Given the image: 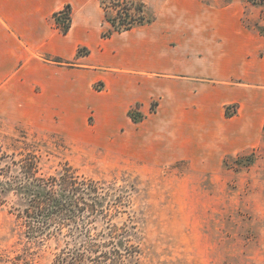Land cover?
Returning a JSON list of instances; mask_svg holds the SVG:
<instances>
[{
  "label": "rangeland",
  "instance_id": "rangeland-1",
  "mask_svg": "<svg viewBox=\"0 0 264 264\" xmlns=\"http://www.w3.org/2000/svg\"><path fill=\"white\" fill-rule=\"evenodd\" d=\"M127 1L139 10L135 16L140 23L132 29L137 30L170 11L172 4L182 11L186 5L192 7V1L214 7L224 0ZM237 2L244 10L245 26L264 35V0ZM93 4L90 15L98 11ZM97 4L103 17L91 22V28L102 32L104 42L132 31H116L107 21L117 14L113 3ZM69 6L56 13L72 15ZM56 13L58 28L69 31L72 18L69 26L63 25ZM90 53L83 46L77 57ZM47 59L63 62L55 56ZM88 73L83 74V101L69 96L67 110L61 109L60 95L55 94L52 109L35 110L21 107L22 100L16 103L13 96L0 97V256L20 257L21 264H57L87 240L104 246L85 264H264V129L256 147L218 160L217 148L204 139L218 126L204 124L201 113L216 116L222 103L206 111L204 106L199 109L201 101L191 106V101H180L186 112L179 116V102L161 96L146 109L111 92L101 76L92 79ZM228 79L230 84L215 82L212 88L225 87L217 92L229 97L239 93L235 83H249ZM41 89L36 86L38 95ZM241 89L260 91L255 108L263 111L264 88ZM238 106L229 104L226 111L236 115ZM62 174L74 176L77 186L100 187L97 196H86L88 207L79 203L90 211L94 203L98 216L92 221L85 215L77 224L57 220L51 226L55 231L63 225V235L75 234L71 238L56 231L52 237L31 239L19 217H25V210L50 208L36 198L60 189L54 184L61 183ZM81 231L87 237H77Z\"/></svg>",
  "mask_w": 264,
  "mask_h": 264
},
{
  "label": "crops",
  "instance_id": "crops-1",
  "mask_svg": "<svg viewBox=\"0 0 264 264\" xmlns=\"http://www.w3.org/2000/svg\"><path fill=\"white\" fill-rule=\"evenodd\" d=\"M99 1L0 0V97L13 96L16 103L22 100L21 107L35 110L52 109L57 104L55 94L60 95L61 109L67 110L69 96L83 101L87 71V77L101 76L111 92L124 94L131 104L141 103L146 109L161 96L179 102H175L181 109L179 116L186 112L180 101H191L189 106L201 101L199 109L204 106L206 111L222 103L216 116L201 113L204 124L218 126L211 137H204L217 148L218 160L256 147L264 129V109L255 108L259 105L255 94L260 91L241 88H264V35L245 26L237 0L214 7L192 1L193 6L186 5L182 11L172 4L150 25L107 42L100 30L91 28V22L103 17ZM92 3L96 15H90ZM68 5L73 10L72 26L64 33L54 14ZM83 46L91 53L78 58ZM47 56L63 62H52ZM230 77L249 82L235 83L240 95L227 97L217 92L225 87L212 88L215 82L230 84ZM37 85L42 87L40 95ZM233 103L241 105L236 115L226 111Z\"/></svg>",
  "mask_w": 264,
  "mask_h": 264
},
{
  "label": "trees",
  "instance_id": "trees-1",
  "mask_svg": "<svg viewBox=\"0 0 264 264\" xmlns=\"http://www.w3.org/2000/svg\"><path fill=\"white\" fill-rule=\"evenodd\" d=\"M103 2H111L116 7L117 14L115 17H108L107 21L113 26L116 31H129L135 28L136 24L140 23V20L135 16L136 12L139 10H136L135 8H132L130 2L127 0H102ZM70 10V6L67 7ZM57 21L60 24H65L68 22H71V13H64L59 12L56 13ZM68 29L65 28L63 30L64 33H67ZM74 176H68L63 175L61 177V183L54 184L55 186L59 187L60 189H53L52 191H47L44 197L36 198V200H41L44 204H47L50 206V208L40 209L39 211L36 210H25L24 214L25 217L20 216L19 219H24L23 221L20 220L21 228L26 230V235L29 236L31 239H33V236H42L45 237H52V232H58L57 234L63 235V225L58 226L55 228V231H52L54 229H50L53 224H56L58 221H70L72 223H78L80 221H83V219L86 217L85 215H88V218L93 221L98 216V209H96V206L94 203L90 204V206L93 208L91 211L87 208H81L79 207L80 201L86 202V205L88 207L89 203H87L86 196L88 195L91 197V195H98L100 187L98 186H90L87 187L85 184L80 187L74 184ZM56 181V180H55ZM90 191V192H88ZM93 192V193H92ZM77 193H79V197L77 196ZM116 201V200H115ZM114 201V202H115ZM43 216L46 218L43 219ZM108 215L104 214V218L107 219ZM43 219V221H42ZM105 219V220H106ZM35 220L38 224H34ZM107 224H109V221H106ZM65 225V223H64ZM79 225V224H78ZM54 228V227H53ZM84 230V229H83ZM111 230L113 232V227H111ZM126 230L127 227H126ZM37 232V233H36ZM88 232V230H87ZM124 232V231H123ZM128 232V231H126ZM37 234V235H36ZM70 234V233H69ZM88 234H90L88 232ZM112 235V233H111ZM75 236V234L63 235V237L71 238ZM90 236V235H89ZM77 237H87L85 231H81V234H79ZM122 237H124L122 235ZM91 238V237H90ZM86 239V238H85ZM92 240V239H91ZM85 240L80 246L81 248H77L74 250H70V252L66 253L64 257H60L57 260V264H85L86 259L92 258V254L98 253L101 248H103V244L97 241H87ZM116 244L115 242H113ZM122 244V243H121ZM124 244V240H123ZM119 249V248H118ZM20 257L16 258H10L9 256H0V264H21L20 263Z\"/></svg>",
  "mask_w": 264,
  "mask_h": 264
}]
</instances>
